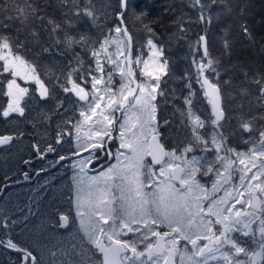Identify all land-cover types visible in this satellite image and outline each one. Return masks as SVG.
<instances>
[{"label":"snow or ice","instance_id":"snow-or-ice-1","mask_svg":"<svg viewBox=\"0 0 264 264\" xmlns=\"http://www.w3.org/2000/svg\"><path fill=\"white\" fill-rule=\"evenodd\" d=\"M119 3L121 11L115 14L118 23L113 29L117 38H112L109 34L103 40L90 43V38L85 34H80L79 38L70 34L68 29L73 24L71 16H87L93 23H96L97 10L91 3L81 9L76 0H59L60 6L69 9L64 13V16L69 18L63 23H57L51 18L47 21V24L51 25L50 33L59 34L61 30H64L63 43L68 49L79 45L89 51L96 60V68H89L87 73L80 77L84 86L73 79V74L78 71L75 68L70 69L66 76V83H70L72 87L61 85L64 92L74 93L79 101L87 104V108H82L79 113L83 118V123L89 128L95 127V136L101 141L105 138L113 139L112 133L115 125L119 124L120 144L115 153L116 163L100 171L98 176L89 178L91 183L88 186L87 199L82 196L84 191L80 186L82 181L77 182V216L80 218L81 228L85 229L86 238L102 254V264H173L172 258L176 255L180 256L181 264H209L210 261L215 264H257L258 257L264 258V200L257 198V203L253 204L252 199H249L247 203L253 211L242 212L235 206L241 204L242 201L236 200L234 204L231 203L234 199L232 192L236 191L235 187L229 191L227 185L237 170L236 160H238L240 165H244L240 175L241 185H248L244 191L250 193L253 198H256V192L264 194V127L258 129V143H253V147L248 150L252 157L260 159V164L258 165L256 160H250L251 167H248L243 159L247 153L237 152L227 147L223 133L216 131L222 127L220 121L224 118V110L219 106L221 90L219 82H211L205 72H213L219 76L217 69L219 61L209 58L206 36L200 35L196 43V54L199 53L200 44L203 42L204 56L201 57L196 69L197 82L200 83V77L203 76L201 87L205 88V96L209 98V103L213 108L214 118L211 119L213 132L208 137L200 134L199 130L205 127V121L199 116H194L190 93L189 97H185L188 110L186 113L182 112L181 116L184 126L190 127L192 138L182 149V153L178 155V149L165 150L156 135H151L149 139V134L155 132L153 122L156 120V105L153 101L156 100V95L164 94L158 91V88L161 76L167 74L169 61L163 57V47L154 42L153 28L150 24L144 25L149 33L147 45L152 50V54L162 61L157 66L158 74L154 76V83L147 86L136 83L135 87H132L135 81L131 67L133 61L129 57L127 59L128 71L125 72L123 69L120 71L121 77L126 78L128 82L122 85L119 95L113 91L112 73L108 72L107 80L104 79L105 66L101 63L100 54L103 52L105 59L113 67H119L121 63H124L125 52L131 51L132 44V37L127 28L123 26L128 0H119ZM216 4L217 0H207V3L205 0H191V6L199 11L197 22L210 23L209 10ZM40 12L39 6L29 0H23L22 3L20 0H13L11 5L0 6V15L4 16L5 21L18 22L24 30L28 29L30 18L43 23L44 17L40 15ZM145 16L146 13H141L136 19L142 21ZM10 26L8 22L0 23V29L5 32ZM242 31L247 36L251 35L247 25L242 26ZM187 32L188 29L184 27L182 17L178 18L176 37L183 38ZM30 35L36 36V33L32 31ZM97 44L98 48L95 47ZM112 44L117 47L115 55L109 49V45ZM23 47H25V41H13L10 36L0 34V72L8 73L13 77L7 82V95L13 99L8 109L3 112L5 117L9 116L10 112H19L21 115L24 113L20 100L28 93V89L21 87L15 78H24L22 69L31 73L37 71L35 66L19 54L18 50ZM228 47L225 41V48ZM76 56L78 57L79 53H76ZM205 58H207V63L204 62ZM77 62L82 63L79 60ZM135 63L139 64V58ZM193 63L195 64L196 61L194 60ZM94 72H99L100 76L93 74ZM145 74L152 76L151 72ZM245 75L247 76V73ZM89 77L91 78V94L87 90ZM31 78L40 86L42 98L50 95L49 89L44 86L38 75H33ZM250 82L258 86L257 99L264 101V72L258 70L254 72ZM102 84L103 89L100 87ZM105 99L107 103L102 105L101 101ZM112 109L116 111L123 109L122 121L115 117ZM45 118L50 119V116ZM256 120L264 121V115L243 120L240 127L245 132L255 131L257 129L254 128L253 122ZM79 132L80 124L78 123L77 140L84 143ZM57 136L56 142L60 143L63 132H58ZM11 139V136L0 137V143H6ZM245 143H252V141L248 140ZM201 145L203 146L200 147ZM89 147L95 152V149L102 148V145L89 143ZM197 148L201 153L214 151V158L208 159L203 154L191 155L189 158L188 154ZM47 151H54V148L49 145ZM233 154L236 160L232 159ZM108 155L113 154L109 152ZM145 156H151V165L144 160ZM92 158L88 157L74 162L73 167L78 165L80 172L83 173L84 165L90 163ZM64 159L66 157H60V160ZM153 165H161L159 172ZM255 169L259 170L253 173ZM249 173H253L250 179L247 178ZM213 175L216 179L209 189L201 182V177L211 178ZM220 191H224V196L217 199L215 194ZM244 191L238 194L243 196ZM85 206L88 211H81ZM257 208L260 210V215H257ZM89 213L97 217L96 224L85 228L84 218ZM60 220L62 224L66 223L68 217L62 215ZM257 220L259 227L254 230L252 225ZM117 225H119L118 228ZM239 225H243L245 229L242 235L244 237L251 235L258 244L259 251L250 252L233 237V232L241 231ZM160 226H166L169 231L155 230ZM125 229L126 232H124ZM122 232L125 236L133 233L136 239L132 241L122 239L120 238ZM257 232L258 241L256 240ZM150 236L155 238L154 243L150 240ZM105 238L107 243H105ZM137 241L145 245L143 251L138 249ZM181 241L191 244V250L185 247L181 251L177 247ZM199 241H207V243H198ZM0 244H4V241L0 240ZM6 246L24 253L22 264L29 259L35 264L36 258L28 249L19 247L11 239L7 241ZM129 252L131 255H128ZM241 255L247 259H241Z\"/></svg>","mask_w":264,"mask_h":264},{"label":"flooded vegetation","instance_id":"flooded-vegetation-1","mask_svg":"<svg viewBox=\"0 0 264 264\" xmlns=\"http://www.w3.org/2000/svg\"><path fill=\"white\" fill-rule=\"evenodd\" d=\"M76 1L80 2L84 0ZM20 2L22 3L23 0H20ZM29 2L35 4L36 0H29ZM90 3L92 4V2ZM67 11L69 10L66 7L65 12ZM65 12L58 13V17H65ZM48 17L50 16L44 15L46 23L49 19ZM50 18L56 21V16ZM33 21L38 20L31 18V23ZM57 23H59V21ZM113 23V25L116 26L115 22ZM48 27L51 28V25H48ZM95 28L96 29H92L91 31L96 38L90 39V43L92 41H100L101 38L104 39V37L109 36L113 31V27L111 28V26H109L101 36L99 33V22H96ZM61 31L64 32V30ZM68 31L76 37L83 32L82 28H70ZM35 33L36 35H40L42 32L38 30ZM19 41L20 40L18 39L17 42ZM95 47L98 48L99 45L97 44ZM44 49L48 50L45 51ZM111 50L112 49H110V52L115 54V52ZM18 51L19 54L30 64L36 67L37 71L36 73H31L22 69L21 71L24 78H15L16 82L21 87L28 89V93L20 100V105L24 108V113L21 115L19 112H10L7 117L3 116V112L8 109L9 103L13 99V97L7 95V82L9 79H13V77L8 73L0 72V137H12L8 142L0 143V203L11 190L15 193H23L24 197L28 195H36L37 191L41 192L42 195L48 197L43 207L48 208L51 216H54V212H57L55 218H52L47 225L50 228L55 227L61 234H67L74 226L77 230L75 233L79 236L78 234L84 229L81 228L79 222H76L75 224V221H73V214L76 209L74 206H76L77 201V190L72 187L76 193L69 191L66 192L67 198H61L55 194L53 189H63L65 184L67 186L71 185L73 180L79 176H96L100 171L105 170L107 167L111 166V164L116 162L115 153L120 144V140L118 139V133L120 134L119 124L115 125V130L112 133V136L114 137L113 139L105 138L103 141L97 139L95 136V127L89 128L88 125L83 123V118L79 115L82 108H87V104L83 101H79L74 93L64 92L63 87H61V85H66L68 88L72 87L70 83H66L67 73L72 68L78 69V71L73 74V79L76 83L84 86L80 79L81 75L86 74L89 68H96V60L90 55L89 51H86L79 45L73 46V49H68L65 44L54 45L51 43L42 44L40 46L36 45L33 48H28L27 44H25V47ZM76 53H79L78 57L76 56ZM126 54L127 53L125 52L124 59L126 58ZM130 56L133 61L131 67L133 71V79L135 81L132 87H135L136 83H142L146 86L154 83V76L158 74L156 71L157 66L162 62L160 58L156 56L157 61L150 62L154 59H150V49L146 43L134 46ZM138 56L140 57V60L137 65L135 61ZM100 58L101 63L105 66L104 79L107 80L108 72L112 73V84L114 85L113 91H116L117 95H119V90L122 85L127 84L128 82L126 78H122L120 75L121 69L125 72L128 71L127 60H124V63H121L119 67H113L111 63L107 62L103 52L100 54ZM77 60L82 63H78ZM147 65L152 68H147ZM196 69L197 66L193 61H177L175 63H169L167 74L161 76L158 88V91H162L164 94L156 95V100L153 101L156 105V120L154 123L155 132L150 133L149 138L151 135L157 133L159 141L164 146L165 150L171 151L173 149H178V155L182 153V149L192 138L191 129L190 127L184 126L181 116L182 112L186 113L188 110V105L185 103V97H189L190 93L192 101L191 108L194 116H199L201 120L205 121V127L199 130L200 134L208 137L213 132L211 119L214 117L212 115L209 99L205 96L204 88L201 87V82H197ZM148 72H151L152 76L145 74ZM93 74L98 77L100 76L99 72H94ZM33 75H38L44 86L49 89V96L45 98L41 97L40 86L31 78ZM57 78H59V80ZM100 87L103 89V84ZM87 90L90 94L92 93L90 77L87 81ZM101 94H104L103 91ZM101 103H107V99L101 101ZM262 104L264 106V101H262ZM58 105L60 107H58ZM229 105L230 103L225 102L223 99L222 106L224 109V119L220 121L222 127L216 129V131L223 133L227 147L233 148L237 152L249 153L248 150L253 147V143H258L259 141L258 129L264 127V121H254L253 126L257 130L245 132L243 128L240 127L243 120H247L250 117H253V115L258 116L260 113L253 115L249 113L250 116L246 117V115H244V113H247L246 110L240 111L237 109H229L226 111V106ZM111 111L120 121L123 120V109L119 111L112 109ZM237 113L238 115H236ZM262 115H264V111ZM46 116H50V119H46ZM78 123L80 124V129H84V132L82 130L79 132V136L85 141L84 143L77 140ZM86 128L88 129L87 131ZM58 132H63V137L60 143L56 142L58 139ZM248 140L252 141V143L246 144L245 141ZM89 143L93 145H102V148H96L95 152H93V149L89 147ZM49 145L54 148V151H47ZM202 146L203 145L200 147ZM210 147H212V145H210ZM109 152L113 155L109 156ZM202 154L207 156L208 159H212L215 156L214 151L201 153L199 148L194 152L189 153L188 156L190 158L191 155L199 156ZM61 156L66 157V159L60 160ZM88 157L93 158L90 163L84 165L83 173L80 172V167L78 165L73 167L74 162L84 160ZM232 159L236 160L234 154L232 155ZM254 159L255 157H251L249 160ZM144 160L151 165L152 159H150L149 156H145ZM256 160L259 165L260 159L256 158ZM153 167L159 172L161 165H153ZM256 171H258V169L253 170V173ZM239 172L240 170L237 168L233 174L231 180L234 181L232 183L233 186L238 184L235 181L239 178ZM253 173H249V178H251ZM215 178L214 175L211 176V178L201 177V182L205 184L207 188L211 189ZM239 185L242 190L247 187V184ZM220 195H222V191L215 194L216 198H220ZM82 196L86 199L88 194L83 192ZM232 196L234 199H232L231 203L234 204L236 200L242 201L241 204L235 205L236 208H239L242 212L253 211L252 207L247 203L249 199H252L253 204L257 203V198L259 200H264V194L258 192L255 193L256 198H253L250 193H244L243 196L232 193ZM17 208L20 209L21 205ZM256 212L257 215L261 214L259 208L256 209ZM62 215H67L68 217L64 228H62L60 220ZM95 224L94 221L88 223L86 220L85 228H89ZM118 227L119 225H117V228ZM238 227L241 231L233 232L232 235L238 240V242H240L241 246L246 247L247 249L253 247L254 244L258 246L254 240V244L253 242L252 244H248L250 236L244 237L242 235L241 225ZM258 227L259 221L257 220L252 225V228L256 230ZM155 230L162 232L169 231L166 226H160ZM124 232H126V229ZM0 235L2 238L7 237L1 231ZM120 238L132 241L136 239V236L133 233H128L125 236L122 232ZM79 239V243H83V238L79 236ZM150 240L153 243L155 242L154 237L150 236ZM256 240H259L258 232ZM105 243H107L106 238ZM198 243H207V241H199ZM83 245H85V252L84 257L80 260V264H100L102 261V254L99 253L90 242L87 243V245L83 243ZM22 247L26 248L23 245ZM137 247L139 250L143 251L145 245H141L137 241ZM177 247L181 251H183L185 247H187L188 250H191L192 248L191 244H188L187 241H181ZM26 249L31 251L32 255L36 258L35 264H46L45 262H42L38 256V246L36 243L30 244ZM23 255L24 253L13 252L11 259H4L3 264H22ZM128 255H131V252H129ZM172 259L173 264H181L179 255H176ZM24 264L26 263L24 262ZM27 264H33L32 260L29 259ZM209 264H213L212 261H210ZM257 264H261L260 257L257 258Z\"/></svg>","mask_w":264,"mask_h":264},{"label":"trees","instance_id":"trees-1","mask_svg":"<svg viewBox=\"0 0 264 264\" xmlns=\"http://www.w3.org/2000/svg\"><path fill=\"white\" fill-rule=\"evenodd\" d=\"M90 2L104 6L99 11L100 16L96 21L99 22V33L102 36L109 26L113 27V22L117 23L116 15L112 19L109 14L111 10L115 14L121 11L119 0L76 1L82 9ZM12 3L13 0H0V6ZM34 5L39 6L43 17L44 15L56 16V21L59 23H63L69 18L58 17V13L66 11V7L60 6L59 0H36ZM141 13H146L142 21L136 19L137 15ZM209 15L211 16L210 23L197 22L199 11L191 6V0H128L124 24L132 37L134 46L147 42L149 33L144 25L150 24L155 33L154 42L163 47L164 58L170 63L194 60L198 62L203 54L200 47L199 53L196 54V43L200 35H205L209 58L219 61L217 65L219 76L211 72L210 77L215 82H219L221 93L225 97H223L224 101L230 103L229 106H226V111L237 109L262 115L264 106L262 101L257 99L258 86L251 83L250 80L257 70L264 72V0H217V4L209 10ZM181 17L188 32L183 38H177L175 35L177 21ZM71 19L73 21L71 28H82L83 34L90 39L96 38L91 31L96 29V23H93L91 18L81 15L79 17L71 16ZM4 22H8L11 26L6 32L0 29V34L10 36L13 41L18 39L25 41L28 48L50 43L64 44V32L50 33L45 19L43 23L39 20L31 23L30 18L27 30H24L18 22L5 21L4 16L0 15V23ZM243 25H247L250 36L243 33ZM38 30L42 32L40 35H30L32 31ZM225 41L229 45L227 49ZM3 257L5 256H2L0 260ZM0 264L2 263L0 262Z\"/></svg>","mask_w":264,"mask_h":264},{"label":"rangeland","instance_id":"rangeland-1","mask_svg":"<svg viewBox=\"0 0 264 264\" xmlns=\"http://www.w3.org/2000/svg\"><path fill=\"white\" fill-rule=\"evenodd\" d=\"M91 5L97 10L96 14H97V18H99V16H100L99 11H101V9L104 6L101 4L98 5L95 3H92ZM109 15H111L112 19L115 18L114 11L111 10ZM114 27H115V25H113V29H114ZM110 35L112 38H117V34L114 31H112ZM101 40H103V39L101 38ZM109 48L112 49L111 51L115 52V54L117 53V47L115 44L109 45ZM148 48L150 49L149 46H148ZM150 56H151L150 59H154L150 62L157 61L156 56H154L152 54L151 49H150ZM124 57H125V55H124ZM138 58L140 60L139 56H138ZM200 60H198V62H196V65L199 64ZM204 62L207 63V59H204ZM147 68H152V67L147 65ZM210 73L211 72H208V71L205 72V74L208 76V78L212 79L210 77ZM223 97L224 96L222 95V99L225 98V97L224 98ZM229 97H231V94L229 95ZM101 104L103 105L105 103H101ZM240 111H242V110H240ZM249 112L250 111H247V113H244V115H246V117L250 116ZM106 114H107V112H106ZM236 115H238V113ZM154 123H155V121L153 122V124ZM80 130H82V129H80ZM87 130L88 129L86 128V131ZM82 131L84 132V129ZM119 135L120 134L118 133V137H119ZM251 157L252 156L250 153H247V155L245 157H243V159H245V162L248 165V167H251V163L249 162L250 161L249 159ZM254 160H256V157ZM236 162H237L236 169L238 168L240 170L239 178L237 179V181H235L238 184L233 186L232 183L234 181H230L229 184L227 185V190L232 191L233 187H235L236 191H233L232 193L238 194L239 192L244 191L248 187V185L243 190H242L241 186L239 185V184H241L240 175H241V170L244 169V165H240L238 160H236ZM256 162L258 163L257 160H256ZM115 163L116 162H114L113 164H115ZM240 168H242V169H240ZM98 175L99 174H97L96 176H98ZM90 177H93V176H87V175H84V177L79 176L78 178L73 180L71 185L67 186L65 184L63 189H60V190L53 189V190L57 196H59L61 198H65V197L67 198L66 192L73 191V193H76V191H74L72 189V187H74V189L77 190V182L82 181V184L80 186L83 187V189H84L83 192L88 194V186L91 183V181L89 180ZM247 178L250 179L249 174H248ZM12 191L13 190L8 192L7 193L8 195L0 203V231H2L4 234H6L8 236L6 239H8V240L12 239L19 246L22 247V245H23L26 248L30 244L36 243V245L38 246V249H37L38 250V256L41 259V261L45 262L46 264H80V260L82 259V257H84V252H85V245H83V243L86 245H87V243H89L88 239L85 236V229L78 234L81 238H83V243H79L80 239H79V236H77L75 233V231L77 232V230L74 226H73L72 230H70L67 234L59 233L55 227L50 228L47 225V224H49V221L52 218H55V215L57 214V212H54V216L53 215L51 216L50 212L48 211V208L43 207V205H45V201L48 199V197L42 195V193L38 192V191L36 192V195H28L26 197L23 196V193H15ZM244 193L246 194L248 192L244 191ZM117 195H118V193H117ZM221 196H224V191H222V195H220V197ZM87 198H88V196H86V199ZM75 199H76V197H75ZM19 205H21L20 209L17 208ZM74 207L76 209H75V212L73 214L74 215L73 221H75V224H76V222L80 223V218L77 216V211H78L77 207L76 206H74ZM81 211L87 212L88 211L87 206H85V208L81 209ZM63 216L67 217V215H63ZM86 220L88 223H91L94 221V224H95L97 217H95L94 215L89 213V215L85 216V218H84V221H86ZM13 221H15V223H13ZM61 226H62V228H64L66 226V223H64V225H62V222H61ZM93 226H95V225H93ZM241 228H242V232H243L245 230V229H243V225H241ZM2 241H5V239H2ZM252 242H253V238L250 235V241L248 244H252ZM253 244H254V242H253ZM248 250L250 252H252V251H259L260 249L257 245L254 244V246L250 247ZM3 255H5L9 258L12 257L11 252L5 250L4 248H2L0 246V259ZM240 258L245 259V260L247 259V257H244L243 255H241ZM260 259H261V264H264V259H262V258H260ZM0 262L3 264V261H0ZM25 263L27 264L28 261H26ZM212 263L215 264V262H213V261H212Z\"/></svg>","mask_w":264,"mask_h":264},{"label":"water","instance_id":"water-1","mask_svg":"<svg viewBox=\"0 0 264 264\" xmlns=\"http://www.w3.org/2000/svg\"><path fill=\"white\" fill-rule=\"evenodd\" d=\"M123 26L126 27L125 25H123ZM200 48H201V51H202V53H203V55H204V44H203V42H201V44H200ZM131 51H132V44H131ZM131 51L128 52V54H127V59L129 58V55L131 54ZM202 80H203V76L201 77V82H202ZM209 80H210V79H209ZM210 81H211V80H210ZM211 82H212V81H211ZM204 91H205V88H204ZM210 106H211V111H212V115H213V108H212L211 103H210ZM219 106L222 107V97H221V100L219 101ZM213 117H214V115H213ZM153 135H156V136H157V140L159 141L158 134L155 133V134H153ZM149 139H151V137H150ZM159 143H160V141H159ZM149 157H150V159H152L151 156H149ZM62 225H64V223H63ZM0 246L3 247L4 249L9 250V251L18 252V251L15 250V249H12V248L7 247V246H6V243H4V244H0ZM102 260H103V256H102ZM100 264H102V261H101Z\"/></svg>","mask_w":264,"mask_h":264},{"label":"bare ground","instance_id":"bare-ground-1","mask_svg":"<svg viewBox=\"0 0 264 264\" xmlns=\"http://www.w3.org/2000/svg\"><path fill=\"white\" fill-rule=\"evenodd\" d=\"M117 23H118V19H117ZM125 25V24H124ZM126 26V25H125Z\"/></svg>","mask_w":264,"mask_h":264}]
</instances>
